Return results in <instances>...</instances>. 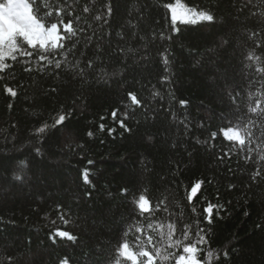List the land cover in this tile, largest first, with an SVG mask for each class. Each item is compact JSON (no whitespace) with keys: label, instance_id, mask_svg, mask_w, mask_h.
<instances>
[{"label":"trees","instance_id":"obj_1","mask_svg":"<svg viewBox=\"0 0 264 264\" xmlns=\"http://www.w3.org/2000/svg\"><path fill=\"white\" fill-rule=\"evenodd\" d=\"M26 2L74 33L64 54L3 50L0 264H132L125 243L153 264H264V0ZM245 126L243 146L220 131Z\"/></svg>","mask_w":264,"mask_h":264},{"label":"snow or ice","instance_id":"obj_2","mask_svg":"<svg viewBox=\"0 0 264 264\" xmlns=\"http://www.w3.org/2000/svg\"><path fill=\"white\" fill-rule=\"evenodd\" d=\"M37 10L39 9V5H35ZM165 7H168L170 11L172 12V19H176V8L172 7L171 5H165ZM85 12L88 11L87 8L84 9ZM111 9L109 8V12ZM47 15H51V13H47ZM57 16L60 15L59 12L56 13ZM193 15H198L202 20L212 22L214 20V16L212 14H206L205 12H198L194 13ZM97 19H100L97 17ZM63 26L64 32L62 33L60 31V26ZM174 30V29H173ZM64 33H67L68 35L65 36ZM74 33L73 29V21L69 20L67 23H64V21L61 19L56 23H51L50 26L46 27L43 21L32 12V6L29 5V3L26 2V0H19V3L15 2V0H8V3L0 5V61L4 60L6 57L4 55V49H7L8 56L12 60H16V56L12 55V53L19 52L21 56H28L31 57L33 55L32 52L27 51L25 48L21 46L19 41H22L23 43L27 44L28 48L36 49L37 44L39 45L40 49H44L45 53L49 51V49L52 50V55L55 56L57 54H64L60 52L59 50L64 49L65 51H71V49H66L64 41L66 39H69ZM72 47H75V44L72 45ZM40 55V59L45 60L47 59V55H42L40 53H37ZM91 63L89 64V67H91ZM55 67L59 69L61 67V64L59 61L56 62ZM7 93H9L11 96L15 97L16 92L13 91L11 88L5 89ZM55 91V89H53ZM129 95L132 98V102L134 104H139V100L129 93ZM186 102L181 101V104L184 105ZM257 107H259V102H257ZM252 112L255 113L256 109H252ZM112 116L115 119L117 116V113L115 111L112 112ZM65 117L60 116L58 120L55 121L56 125H60L64 122ZM47 127V125H45ZM120 127L123 128L125 131H131L130 128H128L124 121H120ZM103 130V128H101ZM38 131L43 132L44 129L40 128ZM111 129H109V132L111 133ZM223 136L229 140H235L238 142L241 146L245 144V139L242 138V136L252 137L253 133L245 126L244 128H232L229 127L227 129L221 128L220 129ZM231 134V135H230ZM91 135V133H89ZM213 139L216 138V133L212 134ZM252 140L249 139V143H251ZM251 151V149H250ZM261 159H264V157H261ZM256 177H260L261 179H264V172L257 171L253 179ZM19 179V177H17ZM200 187L199 183L195 184L192 188L193 192H196V190ZM192 197H189V200L191 201ZM141 204L140 208L141 210L145 209V198L143 196L140 197ZM217 210L220 206H215ZM212 210L213 205L209 204L208 207L204 209L205 212V220L208 223L212 222ZM203 232V229L200 230V232L197 233V244H202L204 242V236L200 233ZM61 238L69 236L68 233L65 232H58L57 233ZM185 236H187V233H185ZM177 245L180 244L179 241L176 242ZM121 249L123 250L120 254L123 255L127 260L132 261V264H136V257L139 256H145L148 257L147 261H143L142 264H153V256L148 251H141L138 254L128 251V244H122ZM169 247H172L171 244H169ZM198 249L196 246L193 245H185L183 247V253L185 254H192L197 252ZM155 252L157 255L161 254L160 248H155ZM171 255V253H169ZM208 256H211L212 253L208 252ZM227 255V254H226ZM167 259V257H164ZM116 264H120L119 260H116ZM176 264H189L188 258L185 255H180L178 259L176 260ZM191 264H200V262L196 260H191Z\"/></svg>","mask_w":264,"mask_h":264}]
</instances>
